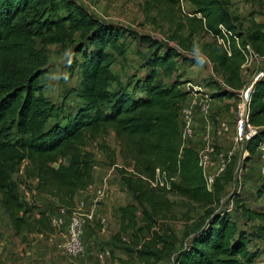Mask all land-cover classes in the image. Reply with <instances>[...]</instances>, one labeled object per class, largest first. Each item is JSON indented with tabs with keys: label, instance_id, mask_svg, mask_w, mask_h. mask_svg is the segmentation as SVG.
<instances>
[{
	"label": "trees",
	"instance_id": "trees-1",
	"mask_svg": "<svg viewBox=\"0 0 264 264\" xmlns=\"http://www.w3.org/2000/svg\"><path fill=\"white\" fill-rule=\"evenodd\" d=\"M187 1L194 7L192 14L183 13V0H144L143 9L147 15L155 14L153 20L177 31L187 30L189 36L204 32L213 38L221 29L235 34L238 43L229 38L230 54L214 38L207 52L232 89L219 94L231 97L242 85L241 47L248 43L236 30L229 0ZM61 7L65 13L56 15ZM125 35L146 46L141 56L145 72L134 83L141 96H135L130 83H122L110 69L116 56H125L121 41ZM170 39L182 40L175 33ZM247 40L264 54L260 44L264 25ZM68 42L81 57L80 103L71 112L43 93L45 49ZM8 57L22 63L17 81L0 83V196L14 236L51 233L53 210L19 199L10 187L17 167L27 161L35 171V192L55 200L58 209L71 211L76 194L94 184L95 157L85 149V141L111 129L123 160L120 178L132 192L133 203L119 209V229L111 240L128 258L113 257L109 264H158L164 259L171 264H256L259 251L248 246L252 235L237 229L226 213L217 210L222 188L217 184L208 189L194 150L181 137L179 113L191 92L182 87L178 62L194 63L195 59L167 41L103 22L76 0H0V59ZM112 84L116 89H111ZM263 98L264 74L254 81L250 94L249 121L258 128L247 144L251 154L264 139ZM100 149L114 164L115 151L104 144ZM157 169L164 186L152 187L150 180ZM169 195L204 207L203 220L181 239L161 221L172 213Z\"/></svg>",
	"mask_w": 264,
	"mask_h": 264
},
{
	"label": "rangeland",
	"instance_id": "rangeland-1",
	"mask_svg": "<svg viewBox=\"0 0 264 264\" xmlns=\"http://www.w3.org/2000/svg\"><path fill=\"white\" fill-rule=\"evenodd\" d=\"M76 1L103 22L167 41L195 59L194 63L178 62L180 75L183 76L182 87L191 93L202 88L203 94L206 95L203 99L208 100L209 110L205 115L201 113L199 116L195 113L194 142L187 146L194 150L203 177L207 175L213 178V183L208 189L212 191L217 184L222 188L217 210L226 213L237 229L252 235L248 246L259 251L256 264H264V172L260 168L259 148L261 143H264V139L258 143L252 154L248 151V142L241 147L234 140V105L237 91L253 84L260 75L264 74V54L256 52L247 40L259 31L260 25H264V0H229V10L235 17L237 32L242 34V40H246L256 53L255 57L243 54L244 62L240 68L242 85L234 90V95L231 97L219 94L223 89L229 91L232 89L226 83L223 70L208 56L207 52L212 50L208 45L214 42L209 34L201 32L189 36L187 30L177 31L173 26L153 20L155 14L147 15L143 9L144 0ZM182 8L183 13L188 14H192L194 9L187 0H183ZM64 13V8L61 7L56 15ZM47 15H50V12ZM174 33L181 36L182 43L170 39ZM121 39L125 45V56L124 58L116 56L111 62L110 69L118 75L122 83H130V90L135 96L137 94L141 96L140 87H134V83L141 79L145 72L141 56L146 46L128 35ZM36 42V48L41 47L38 39ZM239 42L241 43V40ZM260 44L264 47V42ZM45 50L47 82L43 89L44 96L52 103L62 106L65 112H71L80 103L77 93L80 80L78 63L81 62V57L75 53L70 42L63 45L51 44ZM21 64L17 57L0 59V83L17 81ZM111 89H116V85L112 84ZM185 105L194 111L192 106ZM224 122L229 125L228 132L224 136L217 135L214 129ZM12 132L13 137H16L15 131ZM102 144L108 145L109 149L115 151L114 164L109 163L106 152L100 149ZM84 147L94 154L98 168L92 186L103 188L108 197L105 202H94L97 209L95 216L104 217L106 226L102 229L100 223L93 221L86 227L87 253L79 258L68 257L63 250L64 229L52 224L51 233H25L22 236H14L2 208L0 196V264H109L113 257L128 258L123 249L115 248L111 244L113 235L119 229V209L128 203H133L132 192L120 178L123 160L118 153L117 140L113 131L109 129L104 134L87 139ZM62 162L67 164L68 159H63ZM221 167H223L222 171H220ZM35 183V171L27 161L11 174L10 187L22 202L53 209L50 218H57L58 208L55 200L36 193ZM168 197L174 203L172 213L161 221L172 227L181 239L203 220L204 207L190 203L177 195ZM105 249L110 251L109 256L99 259L97 255ZM158 264H171V262L164 259Z\"/></svg>",
	"mask_w": 264,
	"mask_h": 264
},
{
	"label": "built area",
	"instance_id": "built-area-1",
	"mask_svg": "<svg viewBox=\"0 0 264 264\" xmlns=\"http://www.w3.org/2000/svg\"><path fill=\"white\" fill-rule=\"evenodd\" d=\"M233 38L236 43H238V38L235 34L230 31L221 29L220 34L215 35L213 38L216 42L224 48V50L230 54V42L229 38ZM241 51L245 56L255 57L256 53L251 48L249 44L241 47ZM253 84L246 85L237 91V100L234 105V140L236 144H243L249 142L250 139L257 133L258 128L252 125L249 121V104H250V94ZM188 104V103H187ZM186 107L184 104L179 113V123L180 131L183 143L185 146L194 142L195 137V126L194 119L195 113L200 112L203 115L208 113L209 103L207 99H196L194 102L190 103ZM197 111V112H196ZM229 130V125L221 123L218 127L214 129L217 135L224 136ZM261 158H260V168L264 172V143L259 146ZM223 167L220 168V171ZM207 187L213 183V178L211 176L205 175L204 177ZM152 187L164 186V181L160 175L159 170H156V175L154 180H150ZM92 193L95 201H103L107 196L103 188L93 187ZM58 217L51 219V224L57 226L59 229H64L63 237V250L68 257L79 258L83 256L88 251V245L85 240L86 227L96 221L102 225V229L106 226V221L104 217L98 216L91 211L83 210L80 207H75L73 210L68 211L67 209L60 207L57 210ZM50 215V213H49ZM126 236H123V240H126ZM110 251L105 249L97 255L99 259H104L108 257Z\"/></svg>",
	"mask_w": 264,
	"mask_h": 264
},
{
	"label": "crops",
	"instance_id": "crops-1",
	"mask_svg": "<svg viewBox=\"0 0 264 264\" xmlns=\"http://www.w3.org/2000/svg\"><path fill=\"white\" fill-rule=\"evenodd\" d=\"M205 94H203V89L202 88H198L197 92L195 93H190L187 97V101L185 104H190L192 102H194L196 99H202L205 98ZM197 112V111H196ZM196 115L200 116V112L196 113ZM98 168L95 164L94 168H93V174L95 175L97 172ZM98 173H100V170L98 171ZM105 184V183H104ZM102 184V185H104ZM36 185V183L34 184V186ZM92 188L93 186H90L89 188H87L86 190L80 191L76 194L75 196V207H80L83 210L86 211H91L95 214V212L97 211L96 209V205L94 202V196L92 193ZM91 192V193H90ZM78 197V199H77ZM108 199V197H106L103 202H105ZM105 219V218H104ZM106 221V219H105Z\"/></svg>",
	"mask_w": 264,
	"mask_h": 264
}]
</instances>
